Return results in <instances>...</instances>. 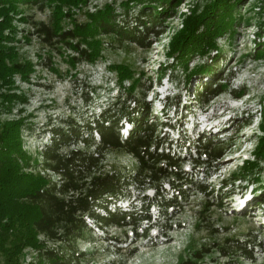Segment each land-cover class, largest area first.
<instances>
[{"label": "trees", "instance_id": "1", "mask_svg": "<svg viewBox=\"0 0 264 264\" xmlns=\"http://www.w3.org/2000/svg\"><path fill=\"white\" fill-rule=\"evenodd\" d=\"M243 1L197 0L186 12H178L183 0H124L118 5H94L92 10L90 0H0V116L8 115L0 119V264H23L27 250L33 258L26 264H71L48 244L69 245L84 239L90 232L87 219L104 229L127 226L133 211L116 207L127 198V188L135 185L141 190L148 185L156 195L150 204H157L161 184L174 182L173 171L178 167V157L170 156L169 143L161 137L166 123L151 118L147 106L136 105L134 97L143 73L124 63L108 67L115 74L118 93L99 115L80 120L68 115L46 129L49 144L34 154L25 149L23 133L29 127V116H21V112L27 100L22 92L16 93L15 78L29 83L36 65L30 60L19 61L17 23L29 21L22 9L37 5L50 9L48 24H32L48 44H64L72 51L69 61L73 67L102 60L106 38L110 43L146 49L151 38L163 36L168 20L178 16L180 26L171 34L165 54L172 63L159 69L156 80L177 69L185 73L188 84L192 78L207 76L209 81L194 95V101L205 105L229 91L228 83L218 77L211 63L221 54L218 40L235 34L234 28L242 20L236 9ZM257 8L260 22L255 34L259 37L264 31V0ZM79 12H83L82 22L76 19ZM129 14L135 17L127 24L122 19ZM255 45L253 59L263 60L264 42ZM195 59H209V63L189 69ZM230 93L240 98L245 90ZM261 110L259 129L263 135L257 139L253 158L239 166V180L260 181L259 163L264 160V108ZM122 120L128 124L125 135L120 134ZM210 145L198 143L196 152L217 157ZM112 153L131 158L133 169L125 172L108 164L106 157ZM184 182L186 187L184 178L178 179L177 186L170 185L174 190L168 207L174 209L178 204L174 193L184 198ZM261 193L264 199V189ZM191 248L188 245L185 251ZM177 264L195 263L180 256Z\"/></svg>", "mask_w": 264, "mask_h": 264}, {"label": "rangeland", "instance_id": "2", "mask_svg": "<svg viewBox=\"0 0 264 264\" xmlns=\"http://www.w3.org/2000/svg\"><path fill=\"white\" fill-rule=\"evenodd\" d=\"M122 1L90 0L89 9ZM195 1L183 0L178 12H186ZM260 1L244 0L236 9L242 20L235 26V34L218 40L221 54L211 65L218 77L228 83L229 91L205 105L194 101V95L209 81L207 76L192 78L188 84L185 73L177 69L156 80L159 69L172 63L165 54L171 34L180 26L178 16L168 20L163 36L151 38L146 49L110 43L106 38L102 60L95 65L81 62L73 67L69 61L74 56L72 51L64 44H48L32 24H48L50 9H40L39 5L22 9L29 21L17 23L19 61L30 60L36 65L29 83L15 78L16 93L22 92L27 100L21 112V116H29V127L23 133L25 149L34 154L49 144L46 129L68 115L76 120L99 115L118 93L115 74L108 67L124 63L143 73L134 97L136 105L147 106L151 118L166 123L161 137L169 143L170 156L178 157L170 185L177 186L181 178L188 180L186 187L185 182L181 186L184 198L174 193L178 203L174 209L167 206L172 186L160 183L161 200L154 205L150 203L156 195L148 185L141 190L129 186L127 198L120 201L121 205L116 204L122 211L126 203L135 207L130 211L133 219L126 220L127 226L104 229L87 219L90 232L84 239L69 245L49 243L51 250L71 264H177L180 256L195 264H264V160L259 163V182L239 180L241 173L237 175L242 160L253 158L252 150L263 135L259 125L263 119L261 107L264 108V59H253L255 44L264 42V31L259 37L255 34L260 22L256 15ZM134 17L123 15L122 21L130 24ZM76 19L82 22L83 12ZM203 62L209 63V59H195L189 69ZM242 88L243 97L230 93ZM165 94L168 108L159 114L163 104L158 101H163ZM183 105L186 106L182 108ZM5 118L7 114L0 116ZM121 123L120 134L124 135L127 126L124 120ZM198 143H210V149L216 150L218 156L205 157L196 152ZM106 162L125 172L132 170L134 164L131 158L117 153L107 155ZM188 245L192 248L185 251ZM32 256L27 250L23 264Z\"/></svg>", "mask_w": 264, "mask_h": 264}, {"label": "clouds", "instance_id": "3", "mask_svg": "<svg viewBox=\"0 0 264 264\" xmlns=\"http://www.w3.org/2000/svg\"><path fill=\"white\" fill-rule=\"evenodd\" d=\"M178 97V96H177ZM168 98V96H166V97H164L163 98V101H159L160 103H162L163 105H161V108L163 109V112L164 111H166V108H168V105H167V102L166 101H164V99H167ZM169 99V98H168ZM177 106V105H176ZM127 123V122H126ZM123 126V125H122ZM124 135H125V133H124ZM254 150V149H253ZM253 150H252V152H253Z\"/></svg>", "mask_w": 264, "mask_h": 264}, {"label": "bare ground", "instance_id": "4", "mask_svg": "<svg viewBox=\"0 0 264 264\" xmlns=\"http://www.w3.org/2000/svg\"><path fill=\"white\" fill-rule=\"evenodd\" d=\"M164 113V112H163Z\"/></svg>", "mask_w": 264, "mask_h": 264}]
</instances>
